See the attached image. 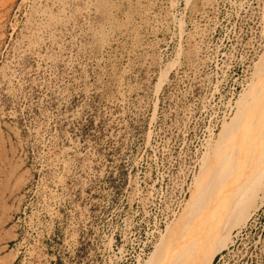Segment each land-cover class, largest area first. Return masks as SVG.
<instances>
[{
	"label": "rangeland",
	"instance_id": "obj_1",
	"mask_svg": "<svg viewBox=\"0 0 264 264\" xmlns=\"http://www.w3.org/2000/svg\"><path fill=\"white\" fill-rule=\"evenodd\" d=\"M259 105L264 0H0V264H154Z\"/></svg>",
	"mask_w": 264,
	"mask_h": 264
},
{
	"label": "bare ground",
	"instance_id": "obj_2",
	"mask_svg": "<svg viewBox=\"0 0 264 264\" xmlns=\"http://www.w3.org/2000/svg\"><path fill=\"white\" fill-rule=\"evenodd\" d=\"M218 150L207 198L161 245L154 264H212L230 243V228L243 226L257 210L264 189V105L251 107L241 130Z\"/></svg>",
	"mask_w": 264,
	"mask_h": 264
}]
</instances>
